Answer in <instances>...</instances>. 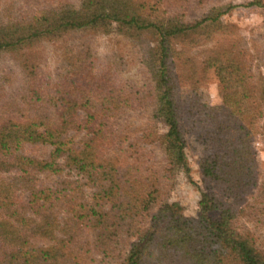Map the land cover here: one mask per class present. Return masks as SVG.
Returning <instances> with one entry per match:
<instances>
[{"label":"trees","instance_id":"trees-1","mask_svg":"<svg viewBox=\"0 0 264 264\" xmlns=\"http://www.w3.org/2000/svg\"><path fill=\"white\" fill-rule=\"evenodd\" d=\"M241 5L264 2L4 6L0 54L13 55L24 78L0 103V264H264V177L253 148L264 136V54L256 76L235 41L203 59L221 86L212 105L184 51L224 33L221 17ZM113 28L138 48L137 81L123 76L120 54L99 56L85 41L62 45L52 73L39 69L43 42ZM127 111L144 112L164 132L127 129ZM188 140L199 146L204 188L196 216L166 198L175 173L190 172ZM35 145L48 155L27 149Z\"/></svg>","mask_w":264,"mask_h":264},{"label":"rangeland","instance_id":"rangeland-1","mask_svg":"<svg viewBox=\"0 0 264 264\" xmlns=\"http://www.w3.org/2000/svg\"><path fill=\"white\" fill-rule=\"evenodd\" d=\"M248 0H235L236 3H245ZM264 2V0H261ZM14 0H0V21L4 20L2 9L6 4L11 7ZM221 22L226 26L224 33L211 35L207 39H202L199 44L184 49L187 56H190L197 65L198 80L200 88L206 93L209 103L212 105L221 102V86L210 68L206 71L202 70V60L210 56L215 50L228 46L230 42H237L238 46L245 53L246 65L249 71L254 75L259 72L263 73V69L259 67V58L264 54V7L256 5L237 6L230 12L221 17ZM84 34L78 33L65 42L48 43L43 42L36 49L39 69L43 74L52 73L53 69L59 61L61 47L64 44H70L76 47L82 42L91 43L95 52L99 56H105L111 53L120 54L124 59L123 76L133 81L139 79L138 64V48L129 39L119 34L115 28L108 33L91 32L86 38H82ZM23 74L17 64V59L10 53L4 52L0 54V103L5 100L14 99L20 89L23 81ZM154 124L144 112L127 111L123 117V126L133 132L145 130ZM160 133L164 132L165 127L159 123H155ZM160 159L156 145H149ZM253 148L256 153L260 177H264V136L257 135L253 139ZM27 149L33 154L40 157H46L49 148L46 146L35 145L27 146ZM199 146L188 140L187 143V161L190 172H176L173 184L168 191L166 198L169 202H177L181 205L182 212L185 216H196L199 212L200 193L204 189L197 166V158ZM60 161V160H59ZM163 166V163L160 164ZM47 182H50L47 180ZM101 264H117L115 262L104 261Z\"/></svg>","mask_w":264,"mask_h":264}]
</instances>
